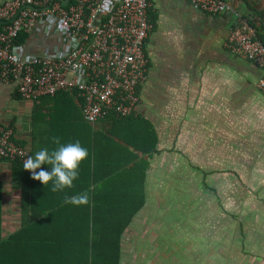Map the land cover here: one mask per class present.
I'll return each mask as SVG.
<instances>
[{
    "label": "crops",
    "instance_id": "0c3cea01",
    "mask_svg": "<svg viewBox=\"0 0 264 264\" xmlns=\"http://www.w3.org/2000/svg\"><path fill=\"white\" fill-rule=\"evenodd\" d=\"M224 1L264 26V0ZM152 16L136 116L90 123L74 93L27 100L0 81V124L31 156L56 148L54 137L89 153L73 186L58 192L0 162V264H87L122 225L120 264H264V71L226 46L233 12L153 0ZM58 41L36 30L21 51H55ZM142 159L145 180L132 168ZM83 195L85 203L65 202ZM237 225L255 249L225 246Z\"/></svg>",
    "mask_w": 264,
    "mask_h": 264
},
{
    "label": "built area",
    "instance_id": "2783aa9c",
    "mask_svg": "<svg viewBox=\"0 0 264 264\" xmlns=\"http://www.w3.org/2000/svg\"><path fill=\"white\" fill-rule=\"evenodd\" d=\"M203 11L240 14L223 0H189ZM153 0H11L0 4V81L15 84L21 98L38 100L74 93L86 119L97 123L110 115L138 113L141 86L149 72L147 40L153 30ZM238 16V17H239ZM36 30L59 39L55 51L23 55L19 34ZM226 46L234 55L254 60L264 70V44L240 19ZM264 93V77L258 84ZM31 156L0 124V162Z\"/></svg>",
    "mask_w": 264,
    "mask_h": 264
},
{
    "label": "clouds",
    "instance_id": "9594fccd",
    "mask_svg": "<svg viewBox=\"0 0 264 264\" xmlns=\"http://www.w3.org/2000/svg\"><path fill=\"white\" fill-rule=\"evenodd\" d=\"M53 142L57 145L56 148L52 150L45 148L36 152L34 156H30L24 161L23 168L30 171L32 178L42 182L45 187L51 181V190L58 192L73 186V182L78 179L80 165L88 158L89 153L79 141L61 144L60 139L54 137ZM42 165H50L51 171L44 170ZM65 202L72 204L85 203L87 202V196L66 198Z\"/></svg>",
    "mask_w": 264,
    "mask_h": 264
},
{
    "label": "trees",
    "instance_id": "16d2710c",
    "mask_svg": "<svg viewBox=\"0 0 264 264\" xmlns=\"http://www.w3.org/2000/svg\"><path fill=\"white\" fill-rule=\"evenodd\" d=\"M238 16H236V23H235L233 29L236 28L240 19L243 21V23H244V21H246L251 26V28L255 30L256 38L261 40L264 44V26L263 27L258 26V23L256 22V20L258 18H256L255 16L244 15V14L243 15L240 14V16L239 17ZM150 19H151L152 23H154V17L152 16V9L150 10ZM27 38H28V34L21 32L18 36L17 44L21 45V44L25 43ZM252 62L255 63L254 60H252ZM255 64L257 66H259L257 63H255ZM262 70H263V68H262ZM140 91H141V89H140ZM49 96H51V95H49ZM114 116H116V115H114ZM117 118H121V117L117 116ZM126 118H129V117H124L122 119H126ZM23 146H25V145H23ZM15 163L22 165L19 161L15 162ZM138 166H141L143 177L145 180L147 170L149 169V162L146 159H142L141 161H138L135 163V165L132 167L133 170L138 169ZM126 226L127 225H122V227L113 226L111 229H113V231H115V232H119L117 235V238L116 237L114 238V236L112 235L111 237H109L107 239L105 236L104 237L105 241H103L100 244L97 243L98 245L95 247V253L92 254L91 256L89 254L86 256L87 264H120L121 241L119 240V236H120V232H122V234H123L124 230L126 228H129ZM98 248H99V250H97ZM101 250L103 252H100ZM113 252H117V253L114 254Z\"/></svg>",
    "mask_w": 264,
    "mask_h": 264
},
{
    "label": "rangeland",
    "instance_id": "374dc122",
    "mask_svg": "<svg viewBox=\"0 0 264 264\" xmlns=\"http://www.w3.org/2000/svg\"><path fill=\"white\" fill-rule=\"evenodd\" d=\"M193 200H194V197H193ZM211 215L213 219H217L219 217V214L216 213L214 209L211 211ZM221 228L223 229V227ZM230 229H231V226H224V230H230ZM245 232H247L246 227H240L239 225H237V227L236 226L234 227L233 232L225 231V233L230 234L229 236H225V246L228 243V249L230 250H237L238 249L236 247L237 245H239L240 248L243 247V248L255 249V247L251 244L252 243L251 240H246L245 242H243V240L241 239V234ZM231 236H233L232 242H230ZM254 244L256 243L254 242ZM261 244L264 245V242H261Z\"/></svg>",
    "mask_w": 264,
    "mask_h": 264
}]
</instances>
